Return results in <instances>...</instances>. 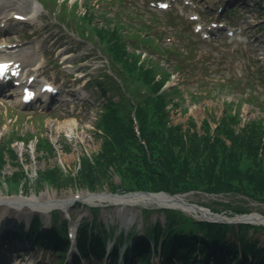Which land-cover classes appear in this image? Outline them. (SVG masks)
<instances>
[{
  "label": "rangeland",
  "instance_id": "1",
  "mask_svg": "<svg viewBox=\"0 0 264 264\" xmlns=\"http://www.w3.org/2000/svg\"><path fill=\"white\" fill-rule=\"evenodd\" d=\"M33 1L36 2L38 11L35 19L31 20L32 25L20 32L17 29H12L5 32L1 37L7 43L15 45L13 49L16 48L17 44H22L19 41L22 38L30 39V47L37 45L39 48L37 52L30 50L32 54L29 55L36 54L41 64L35 69L28 66L26 74H34L38 78L43 77L50 81L59 82L64 88L73 90L75 97L68 102L69 105L63 102L60 104L59 110L54 111L52 109L44 111L16 109L11 105L10 100L0 99V165H3L2 174L9 177L19 171V166V169L24 170L30 179L29 188L27 190L22 188L23 191H8L4 184L0 185V199L6 202L5 200L14 197L16 204L25 203L28 199H37L39 202L47 203L58 199H72L76 198L75 196L87 195V192L80 190L56 189L50 182L38 186L37 175L39 171L52 167H60L62 172L75 175L80 167L81 157L93 158L98 154L102 146V134L100 131H96L95 124L98 121L100 106L106 96L113 94L115 99L118 97V92L113 90V83L103 74L106 71L107 59L104 55L105 52L101 50L102 46L85 39L76 38L63 24L57 22L54 4L51 0H40L44 3V7L36 0ZM60 1L67 2L68 8L78 16H82L86 10L94 11L97 18L95 22L100 21L104 27L115 24L113 22L111 25L105 23L104 18L123 17L121 8L124 7L119 5L125 2L119 0L120 3L117 1L115 4H111L110 0ZM217 1L195 0L191 3L189 0H181L179 3L173 4L174 6L169 8L167 12H165L166 10L160 11L151 8L152 13L155 14L154 17L159 22L151 33L162 37V41L159 40V43L176 46L179 44L178 32L181 29L185 30L187 33L185 34L186 41L191 40L196 45V50L193 52L195 62L198 61L199 66H203L205 63L212 69L208 78L213 82H209L208 79L201 81L203 69H197L195 72L188 70L187 78H183L181 74H175L171 77L165 89L168 91L173 88L168 99L172 103L178 102L177 107L171 108L173 125H181L183 128H187L189 122L194 121L196 127L201 130V126L207 121L214 128L216 127L215 123L225 111L232 115L235 114L239 120L241 118L247 124L256 121V119L264 118V15L261 12V7L258 6L260 1L261 3L263 1L240 0L233 4L232 11L226 9L224 13L220 14L217 21H224L227 25L235 26L238 32V41L225 42L224 48L208 46L200 42L192 30V23L188 19L189 15L198 13L199 18L206 22L207 20L216 21L217 12L213 10V7ZM126 6H129L131 9H126L134 14L137 11L133 9L141 10L146 23L151 22L153 16L148 15L150 13L146 11L145 4L137 0H130ZM75 13H71V15H75ZM207 15H210V18H205ZM174 17L177 19L175 23ZM76 18L73 16V20ZM168 19L171 21L170 24H168ZM152 24H154L153 21ZM160 25L161 27H159ZM71 29L77 33L75 29ZM127 32L128 35L133 34L132 30H126ZM141 37H144V34ZM149 41L151 40L149 39ZM136 53L137 56L140 55V60L158 59L156 53L150 56L146 50H142V53ZM247 77L253 82V86L250 90L246 88L244 93L240 87L244 88L243 83L248 81L246 80ZM240 79L243 80L240 82L242 85L227 84L230 80L238 83ZM216 81H218L217 84L220 83L221 85L214 86L213 83ZM105 82L109 90L102 94L99 84ZM128 83V86L131 87L130 91L137 89L134 87L136 82L133 78ZM175 90L178 92H174ZM250 96L252 97L250 98ZM170 105L172 107V104ZM135 129L137 131L136 124ZM113 182L116 185L119 184L117 179H114ZM104 188V193L109 192L106 186ZM7 192H15L16 194L9 196ZM115 194L120 195L122 193ZM178 197L187 204L224 209L218 213L227 217L232 215H229L230 212L227 207L222 205L223 202L232 206L240 205L249 209L253 214L264 215V204L252 201L242 195H235V193L214 195L203 192H188ZM77 200L79 203L69 205L65 211L52 207L46 209L43 214L38 213L44 217L45 226L43 229L50 228L52 223L49 210L56 209L52 213V219L55 214L56 223L52 224L51 229H61L60 225L66 217L70 224L83 222V225H86L89 223L87 230L92 223V234L96 231L102 232L103 229H110L114 233L109 241V244H112L120 229V234H124L125 230L140 234L144 227L150 226L154 221H163L161 207L152 202L118 205L106 201ZM53 205L50 204L49 207ZM93 205H98L99 209L91 211L89 207ZM26 206L28 205L12 206L7 203L0 206V216H2L0 228L6 227L9 221L13 223L12 229H8L9 235L5 237L7 243H1V235L5 229H0V243L6 249L5 251L11 254L6 256L12 259V264H47L51 259L52 262L48 264H54L55 254L52 252L57 245L56 239H53L52 234L48 233L40 240L36 235L40 229L39 225L33 226L34 219L32 217L36 213L28 212ZM141 209L149 210V212L144 216L145 212H142ZM174 209L197 220L206 218L192 209L190 211L181 207ZM19 223H23L28 228L15 229ZM255 224L259 225L258 222ZM232 225L236 226L235 223ZM247 236L251 240L257 241L258 245L264 246V231L250 229ZM134 237H131L129 244ZM49 239H51L49 248H46L47 245L40 246L42 242L46 243ZM230 241L236 242L232 239ZM15 246H17L16 249H14ZM9 248H12L13 252ZM14 252L20 253L19 258L14 257ZM252 257L247 256V258ZM93 258L92 256V258L85 259L84 263L96 264L97 262ZM241 259L242 257L240 261ZM165 260H167V256ZM230 263H232L231 260ZM174 264H180V262ZM223 264H227V262Z\"/></svg>",
  "mask_w": 264,
  "mask_h": 264
},
{
  "label": "trees",
  "instance_id": "2",
  "mask_svg": "<svg viewBox=\"0 0 264 264\" xmlns=\"http://www.w3.org/2000/svg\"><path fill=\"white\" fill-rule=\"evenodd\" d=\"M51 1L60 22L102 46L101 50L106 53L111 70L122 87L113 83L118 99L111 93L113 97L106 96L100 106L95 124L96 131L102 134L100 152L93 158L81 157L75 175L62 172L60 167L39 171L38 186L50 182L56 189L73 191H98L106 186L109 191L120 193L137 190L165 191L169 194L235 193L264 204V118L247 124L235 114L225 111L214 128L207 121L201 130L194 121H190L187 128L173 125L171 108L177 107L178 102L169 101L168 96L173 88L167 91L165 85L174 72L180 71L179 64L173 67L170 59L165 58L140 60L136 52H140L141 48L147 51L151 48L165 56L171 53L163 52L143 26L129 29L119 20L103 17L105 23H115L110 28L104 27L100 21L95 22L97 18L94 11L86 10L82 16H78L68 8L67 2ZM73 16L77 17L76 20H73ZM127 24L132 27L134 22L129 21ZM126 30H132L133 34L128 35ZM143 34L144 37H141ZM131 78L136 82L134 87L137 89L134 91H130L131 87L128 86ZM99 88L102 94L109 90L105 83L99 84ZM2 166L1 186L6 182L10 190L29 188L30 179L24 170L18 166L19 171L7 177L2 174ZM115 175L119 178L117 185L113 182ZM222 205L231 214L250 212L240 205L232 206L224 202ZM211 209L219 212L224 210ZM163 213L164 224L155 223L145 232V237L152 239L155 244L162 237L175 239L174 251L168 254L169 258L173 257L182 264H211L217 254L220 263L222 257L232 255L239 249L243 257L250 254L260 264H264V246L247 236L248 231L256 229V226L238 224L235 227L197 221L174 209H165ZM37 225L39 219L35 218L33 226ZM259 228L264 229V226ZM196 231L201 233L200 239L196 237ZM61 233L64 234L63 228ZM51 236L55 238L56 234ZM181 236L188 237L189 243ZM230 237L235 238L236 242L230 241ZM47 242L50 243L51 239ZM78 245L81 251L88 249L93 254H100L103 237L91 234L88 240L85 225L81 223ZM148 248L147 240H136L134 256L146 260ZM197 248L202 253L200 261L193 255ZM169 258L168 264H171Z\"/></svg>",
  "mask_w": 264,
  "mask_h": 264
},
{
  "label": "bare ground",
  "instance_id": "3",
  "mask_svg": "<svg viewBox=\"0 0 264 264\" xmlns=\"http://www.w3.org/2000/svg\"><path fill=\"white\" fill-rule=\"evenodd\" d=\"M38 6H36V3L32 0H0V12H4L8 15H14V14H21L25 15L27 19H30L33 17L37 11H38ZM16 10V11H15ZM19 10V12L17 11ZM21 11V12H20ZM3 53V52H2ZM0 53V54H2ZM24 52L21 50L18 51H6L5 54H2L1 57H5L6 60H14V61H21L22 64L25 66V68L28 66V64L33 65V63H28L34 60V56H32L30 59L28 58V55L26 57L24 56ZM25 71L23 72V74ZM20 80H24L26 77L20 76ZM87 202H94L95 200L101 202V201H110L115 204H135V203H148L152 202L155 203V205L159 206H177L181 207L183 209L189 210L193 209L190 205L186 204L184 200L182 199H170L169 197H166L163 194H157V195H142V194H137V195H130L129 197H110L108 195H90L87 196L86 198ZM37 201V200H36ZM27 205L29 204L28 207H31V209L34 211L36 210H42L44 207L39 206L34 200H28L26 201ZM10 203L13 204L14 206H17L19 204H15L14 198L10 199ZM61 203V204H60ZM67 202H59V207H62L66 209L68 205H66ZM27 207V206H26ZM205 214V213H204ZM1 215V214H0ZM258 218L256 215L255 217H246L244 218L245 220H259L256 219ZM2 219V216H0V220Z\"/></svg>",
  "mask_w": 264,
  "mask_h": 264
},
{
  "label": "water",
  "instance_id": "4",
  "mask_svg": "<svg viewBox=\"0 0 264 264\" xmlns=\"http://www.w3.org/2000/svg\"><path fill=\"white\" fill-rule=\"evenodd\" d=\"M137 194H142V195H157V194H164V195H167V196H170L169 194L165 193V192H158V193H150V192H144V191H135V192H132V193H129V194H123V195H112V196H120V197H129L130 195H137ZM171 198L173 199H178L176 195H173V196H170ZM189 205V204H188ZM193 209L197 210V211H201L202 212H206L208 215H212V216H215V214L213 213H210L208 210H205L203 208H200L196 205H190ZM243 217H245V215H242ZM259 218L264 220V216L262 215H259ZM241 221H244V220H241Z\"/></svg>",
  "mask_w": 264,
  "mask_h": 264
}]
</instances>
